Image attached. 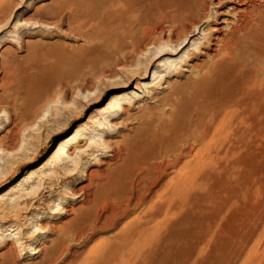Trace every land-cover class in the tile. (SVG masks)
Instances as JSON below:
<instances>
[{
	"label": "rangeland",
	"instance_id": "rangeland-1",
	"mask_svg": "<svg viewBox=\"0 0 264 264\" xmlns=\"http://www.w3.org/2000/svg\"><path fill=\"white\" fill-rule=\"evenodd\" d=\"M175 2L0 0V195L113 94H137L94 147L0 199V264H264V63L196 48L157 69Z\"/></svg>",
	"mask_w": 264,
	"mask_h": 264
},
{
	"label": "bare ground",
	"instance_id": "bare-ground-1",
	"mask_svg": "<svg viewBox=\"0 0 264 264\" xmlns=\"http://www.w3.org/2000/svg\"><path fill=\"white\" fill-rule=\"evenodd\" d=\"M209 1L210 0H176L174 11H173V14L171 15V20H172L171 21L172 27L170 26L171 36L167 38L165 36L166 39L160 42L153 40V42L151 43V48L155 49V55H156L155 60L156 62H158L157 69L162 68L161 71H164L165 70L164 68L168 67L167 69L169 70L174 69V71H176L179 66H181L183 63L186 62V60H189V61L192 60L191 59V56L193 54L192 51H194L196 48H198L202 52V54L207 57V59H211V60L216 59L218 57H224L225 59L226 56H229L235 59L241 57L242 59H245L246 61H251L252 64L256 63L257 61L264 63V33L262 34L260 33V31H264V20H263L264 11H262V9H264L263 3L262 2L260 3L258 0H214V1H218L217 3L215 2L217 4L216 7H220L219 11L214 12V10H211L212 6L209 4ZM210 22L214 23V25L211 27L212 34L209 37L203 34L201 35V31L203 27H205L206 24L208 26ZM197 36L198 38H195ZM147 41L145 40L144 43L150 46L149 40ZM142 42L143 40L139 42L137 41L135 42L136 44L138 43L134 47V50L137 51V52L135 51L136 53L142 50L140 49ZM203 45L205 46L207 45V49H208L207 51L201 50V47H203ZM0 47H2V45H0ZM171 58H174V59L171 60ZM206 61L204 59L203 60L201 59L200 62L190 63L189 64L190 69L185 68V71L189 72L191 70H195V72L196 71L199 72L201 71L202 68L204 69ZM206 67L208 66L206 65ZM157 69L153 71L154 72L152 76L153 81L160 78V74H158V76L155 77L157 75V72H156ZM260 71L264 72V68H262V66L259 72ZM139 85H140V88L142 89L151 86V84H148L146 82H141ZM136 95L137 94L134 91L133 92H118V93L113 94L104 103L102 107L96 110L97 111L96 115L92 114L89 116L87 124L82 123L78 127H76L74 132L66 136L61 141L59 146L55 150H52L49 156L45 160H43V162H41V164L37 166V168L30 169L27 172V174L24 176V178L20 181V183L13 185V186H9V188H7V190L2 195H0V199H2L3 197L7 195H13L18 190L23 188L25 184L27 185L33 182L37 177H39L48 168V166L54 163H58L64 159L66 161H73L74 157L70 154V149L74 144L80 142L82 139H85V140L87 139L86 141L89 144L88 145L89 150L90 148L94 147L97 141H96L95 135L93 134V129L94 128L97 129L99 127H102V129L105 128V126L108 125L109 119L116 120V119L122 118L126 114L127 108L125 107L123 108V106L121 105L122 104L127 105V100ZM88 126H91V127L93 126V128H90ZM69 127L70 125H68L66 129H68ZM187 138H189V136ZM183 140H184V137H183ZM116 154H118V152ZM129 159H127V161L130 162ZM104 164L107 165V162H104ZM119 171H117V173ZM126 174H122L121 172H119L117 174L118 176L117 175L116 176L117 178L121 179V178H126L127 175L129 176V174L127 175ZM117 178H114V180L112 179V181L115 182ZM136 229L135 228L131 229L133 231H130V232L132 233ZM139 230L141 231L142 229H138L137 233L140 232ZM145 233H147V231H145ZM132 234H129V235H132ZM154 235H152V237ZM139 240H136V241L139 242ZM126 241H128V239ZM126 241H123L122 247H124L125 249L126 248L128 249L127 245L126 247L124 246L125 245L124 242ZM127 244L129 245L131 243H127ZM124 248H121L120 252H118L119 251L118 250V251L111 252L110 254L107 253L106 258L107 257L113 258L117 253H121ZM176 262L177 264H183L182 257Z\"/></svg>",
	"mask_w": 264,
	"mask_h": 264
}]
</instances>
